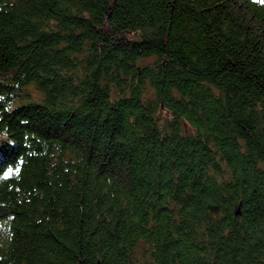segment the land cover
Here are the masks:
<instances>
[{
  "label": "trees",
  "instance_id": "1",
  "mask_svg": "<svg viewBox=\"0 0 264 264\" xmlns=\"http://www.w3.org/2000/svg\"><path fill=\"white\" fill-rule=\"evenodd\" d=\"M0 264H264V0H0Z\"/></svg>",
  "mask_w": 264,
  "mask_h": 264
},
{
  "label": "water",
  "instance_id": "2",
  "mask_svg": "<svg viewBox=\"0 0 264 264\" xmlns=\"http://www.w3.org/2000/svg\"><path fill=\"white\" fill-rule=\"evenodd\" d=\"M240 213V205L235 209V214Z\"/></svg>",
  "mask_w": 264,
  "mask_h": 264
}]
</instances>
